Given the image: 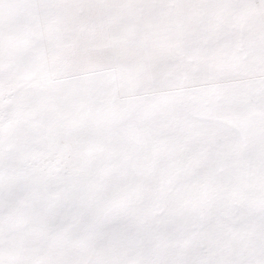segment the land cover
Wrapping results in <instances>:
<instances>
[{
	"label": "snow or ice",
	"instance_id": "snow-or-ice-1",
	"mask_svg": "<svg viewBox=\"0 0 264 264\" xmlns=\"http://www.w3.org/2000/svg\"><path fill=\"white\" fill-rule=\"evenodd\" d=\"M0 264H264V0H0Z\"/></svg>",
	"mask_w": 264,
	"mask_h": 264
}]
</instances>
